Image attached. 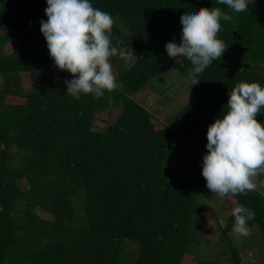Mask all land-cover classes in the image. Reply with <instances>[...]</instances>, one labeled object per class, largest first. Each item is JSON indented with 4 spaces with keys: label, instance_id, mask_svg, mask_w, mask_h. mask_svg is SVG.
<instances>
[{
    "label": "trees",
    "instance_id": "1",
    "mask_svg": "<svg viewBox=\"0 0 264 264\" xmlns=\"http://www.w3.org/2000/svg\"><path fill=\"white\" fill-rule=\"evenodd\" d=\"M91 3L111 14V43L127 47L135 62L128 68L115 56L121 87L75 99L64 83L72 74L54 65L40 31L46 0H0L6 28L0 32V264H214L202 253L209 241L199 231L210 211L205 201L221 199L219 249L227 264H243L231 210L243 204L255 213L248 236L264 246V189L223 198L211 193L201 174L207 137L190 146L185 173L165 163L178 153V138L207 130L223 115L237 83L264 86V0L249 1L241 13L217 0ZM190 7L232 16L217 33L228 47L192 81L194 99L158 127L133 96L153 81L165 84L171 72L192 76L190 59L176 60L165 48L168 37H179L180 12ZM13 41L19 46L7 54ZM25 74L38 79L34 87L25 89ZM112 109L121 110L117 121L95 131L97 113ZM256 119L264 122V113Z\"/></svg>",
    "mask_w": 264,
    "mask_h": 264
},
{
    "label": "clouds",
    "instance_id": "2",
    "mask_svg": "<svg viewBox=\"0 0 264 264\" xmlns=\"http://www.w3.org/2000/svg\"><path fill=\"white\" fill-rule=\"evenodd\" d=\"M231 11L248 10V0H217ZM44 13L47 20H40V31L46 41L50 58L62 71L72 74L66 80V94L79 99L81 94L100 98L105 91L116 88L110 58L127 59V47L113 46L110 34L113 18L109 12L93 7L91 0H46ZM232 16L220 8L190 7L180 12L181 29L165 40L170 56L179 60L187 56L192 65L189 73L199 75L228 47L217 37L221 20ZM264 86L258 82L237 83L229 92L227 110L208 125L202 157L201 174L206 187L220 198L228 194L246 195L257 188V177L264 174V122L256 115L264 113ZM233 233L248 236V221L255 213L243 204L232 208Z\"/></svg>",
    "mask_w": 264,
    "mask_h": 264
},
{
    "label": "rangeland",
    "instance_id": "3",
    "mask_svg": "<svg viewBox=\"0 0 264 264\" xmlns=\"http://www.w3.org/2000/svg\"><path fill=\"white\" fill-rule=\"evenodd\" d=\"M251 0H248V2ZM6 28L3 24L0 23V32L5 33ZM19 44L16 41L10 42L5 47V52L7 54H12L16 51ZM114 57L110 58V63L112 64L113 74L116 78L117 86L120 88V83L118 82V72L114 63L117 64L118 61L114 62L116 59ZM125 65L129 68L135 62V57L129 56L125 59ZM193 76H180L178 72H171L166 75L164 78L165 84L161 85V81H153V85L146 92H139L133 98L138 101L141 105L148 108L152 114L155 116V124L158 127H163L167 123V120L170 117L175 116L179 111H181L188 103H190L195 94L190 88V85L193 81ZM2 77H0V83L2 82ZM38 82L37 78L32 77L30 74H25L23 76V86L25 89L34 87ZM175 83V84H174ZM192 87V85H191ZM121 114L120 109L112 110H102L97 113L96 123L93 127L95 131H104L109 125L115 123ZM207 130H196V132L187 135L181 136L177 140L178 153L172 155L165 163V167L176 173H185L187 171L190 159L189 155L191 152L190 146H196L197 141L203 140L206 138ZM22 189L26 190L29 186L25 181L20 182ZM257 188L261 190L264 189V175L260 177V180L257 182ZM264 193V192H263ZM219 202H208L205 201L206 205L210 207V211L206 216V219L203 222L202 228L199 231L200 237L203 242L209 241V246L202 250V253L207 256L208 261L214 264H227V258L224 256L219 249L220 242V230L219 224L221 226L225 225V219H223L217 212H220V208L224 205L223 199L218 200ZM229 213V210L224 208L223 214L226 215ZM43 218H49L48 215L40 213ZM221 218V220L219 219ZM220 220V221H218ZM258 235V233H257ZM259 236V235H258ZM247 239L239 234L236 235L237 243L241 246L243 251V264H264V246L258 243L252 245V238L249 236ZM135 246L132 248V254H136ZM195 264L194 261H192Z\"/></svg>",
    "mask_w": 264,
    "mask_h": 264
}]
</instances>
